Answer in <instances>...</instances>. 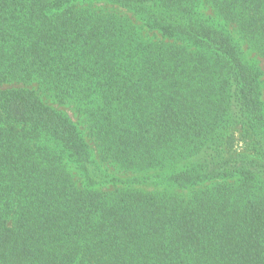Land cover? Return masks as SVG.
Listing matches in <instances>:
<instances>
[{"label": "trees", "instance_id": "obj_1", "mask_svg": "<svg viewBox=\"0 0 264 264\" xmlns=\"http://www.w3.org/2000/svg\"><path fill=\"white\" fill-rule=\"evenodd\" d=\"M202 6L264 64V0H0V264H264V73Z\"/></svg>", "mask_w": 264, "mask_h": 264}, {"label": "rangeland", "instance_id": "obj_2", "mask_svg": "<svg viewBox=\"0 0 264 264\" xmlns=\"http://www.w3.org/2000/svg\"><path fill=\"white\" fill-rule=\"evenodd\" d=\"M92 7L97 9L98 11H103L105 13H112V14L118 15V16H120L122 18H126L132 24H135L137 26L141 25V23L132 15V13H130L128 10H126L124 8H121V7H118L116 5L108 4L106 2H99V3H93ZM200 13L203 16H205V17L211 18L214 22L218 23L219 25L226 26V29L229 31V33L232 36V38L238 43L241 51L243 52V56L245 57L246 61H249V62L255 64L260 69V71L262 73H264V64H263L262 59L260 57H258L256 55V53L253 50H251L248 47V45L245 44L242 41L241 36L238 34V32L235 30V28H234V26L232 24L225 25L224 22L221 21L215 15L214 11L209 6H202L200 8ZM141 34H142V36L144 38L152 40V41H159V40L162 39V37L160 36L159 33L154 32V31H148L145 28H142ZM261 79H262V77H261ZM262 99L264 100V95L262 96ZM47 104H49L50 106H52V107H54L56 109L66 111L70 115V117L72 118V120L74 122L77 121V116L69 108H67L66 106L65 107H63V106L61 107V106H56L55 104L52 105V103L50 101H48ZM79 127H80V125H79ZM238 135H239L238 136L239 139H242V138L244 139L243 135H241V134H238ZM240 143H241V140H240V142L238 141V143L236 144V147L238 149L241 147ZM242 143H243V140H242ZM104 165H105L104 169H107V171H109L112 174H117L120 178H127V177H132L133 176L132 173H130V172H128V173H126V172H121V173L117 172L115 170V167H113L110 164L109 165L108 164H104ZM135 188L140 189L141 191H147V192H149V191H157V190H161L162 191L164 189V187H159V186H154V185H137V186H135ZM108 189H111V188H108ZM198 189L199 188H195L192 191L189 190L190 194L193 191H196ZM165 190L168 193H171V194L184 195V192L181 191L182 189H178L176 187H165Z\"/></svg>", "mask_w": 264, "mask_h": 264}]
</instances>
